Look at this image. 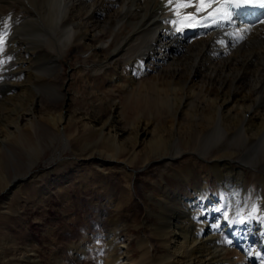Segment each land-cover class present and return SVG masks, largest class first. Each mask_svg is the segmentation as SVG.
<instances>
[{"label":"bare ground","instance_id":"obj_1","mask_svg":"<svg viewBox=\"0 0 264 264\" xmlns=\"http://www.w3.org/2000/svg\"><path fill=\"white\" fill-rule=\"evenodd\" d=\"M209 10L189 22L197 26L183 29L197 31L206 21L204 14ZM188 12L195 9H182L181 17ZM9 17V35L0 51V61H3L0 99L4 100L0 101V150H9L8 143L23 146L20 134L25 130L34 133L35 121L51 127V143L62 140L65 146L88 145L85 133H67V127L81 124L91 128L99 135L101 148L118 152L120 158L125 156L123 153L136 155L146 142L149 147L156 146L172 136L192 134L189 126L199 130L195 154L203 158L217 147L213 160L220 187L206 195L201 193L203 189H194L183 206L162 207L160 224L151 231L153 242L148 238L138 242L137 260L129 258L126 244L118 245L119 237L112 239L118 235L116 232L108 234V262L113 259L118 264H153V261L264 264V216L261 215L264 207L254 211L250 206L256 203L255 199L262 203L264 199L258 194L248 205L242 203L244 172L231 166L230 160L234 153L231 149L240 145L244 151L236 162L240 165L248 157L254 168L264 169V23L250 30L244 41L232 45L228 37L231 30L226 28L190 38L182 36L176 31L181 25L173 23L181 17L167 0H0V20ZM68 43L88 53L89 60L101 67L123 92L153 95L167 105L168 125L153 126L150 132L140 128L120 133L113 113L104 119L95 114L92 119L70 112L71 106L65 104L68 91L62 90L55 78L60 65L58 58ZM104 47L108 51L110 48L108 56L102 50ZM84 76L88 84L89 73ZM177 110L186 116L185 121L180 113L182 119H178ZM28 151L27 164L31 168L39 161L41 152L35 146ZM181 153L179 147H173L172 157ZM172 157L166 162L169 171L188 176L186 167L169 161ZM220 170L227 171V180L237 176L238 188L234 195L230 194L232 185L223 179ZM3 181H6L5 175L0 170V185ZM142 187L138 192L139 201L123 213L118 210L120 201L116 203L118 216L109 218V224L117 219L125 224H140V210L146 208L150 194L155 193ZM231 196L232 208L228 204ZM243 210L246 218L238 234L234 232L232 220L242 219ZM237 211L239 214L233 213ZM222 213L228 216L225 223L220 222ZM154 246L164 248L166 253L152 256ZM116 248L122 250L120 257L116 255Z\"/></svg>","mask_w":264,"mask_h":264},{"label":"rangeland","instance_id":"obj_2","mask_svg":"<svg viewBox=\"0 0 264 264\" xmlns=\"http://www.w3.org/2000/svg\"><path fill=\"white\" fill-rule=\"evenodd\" d=\"M47 49L51 51L50 47ZM102 50L108 56L110 48L109 51L108 47ZM87 55L78 45L68 43L58 58L60 65L55 78L61 89L69 93L65 104L71 106L70 112L92 119L97 115L104 119L113 113L120 133L140 128L150 132L153 126L168 125L170 111L167 105L158 102L153 95L123 92ZM85 73H89L88 84L84 81ZM179 113L177 110L176 116L179 115L180 120V114H184ZM185 118L184 115L183 121ZM189 127L192 134L172 136L157 147H149L146 142L136 155L123 153L125 156L120 158L118 152H106L101 148L99 135L91 128L81 124L67 127V133H85L88 145L81 147L70 143L65 146L62 140L51 143V127L35 121L34 133L25 130L20 134L23 146L8 143L9 150H0V170L6 180L0 185V264H118L113 259L107 260L110 253L108 234L115 232L118 235L112 239L119 237L118 245L126 244L129 258L137 260L140 256L138 242L152 240L151 231L160 224L162 207L166 204L168 207L183 206V201L194 189H203L201 193L206 195L220 187L213 160L217 147L210 149L203 158L195 154L199 130ZM32 146L41 153L39 161L29 168L27 151ZM175 146L182 150L178 157H172ZM231 150L234 152L231 166L244 172L242 203L248 205L258 194L264 199V169L254 168L248 157L239 165L236 160L242 155L243 147L237 145ZM169 157L174 164L186 167L188 176L172 174L166 164ZM220 171L227 180V171ZM236 179L237 176H233L227 180L232 185L231 195L238 188ZM142 186L155 193L150 194L146 208L140 207V224H125L121 219L109 224V218L118 216L116 203L120 201L118 210L123 213L133 202L139 201L138 192ZM196 197L199 198L200 193ZM255 202L250 204L254 211L264 207L261 201L255 199ZM228 204L232 208V196ZM233 213L239 214L238 211ZM261 215L264 216V211ZM245 218L246 210H243L242 219L232 220L235 233L241 231ZM227 219L228 216L222 213L220 222L225 223ZM208 246L213 248V244ZM115 252L118 257L122 254L121 248H116ZM165 253L164 248H152V256ZM153 264L164 263L153 261Z\"/></svg>","mask_w":264,"mask_h":264},{"label":"snow or ice","instance_id":"obj_3","mask_svg":"<svg viewBox=\"0 0 264 264\" xmlns=\"http://www.w3.org/2000/svg\"><path fill=\"white\" fill-rule=\"evenodd\" d=\"M218 3L220 6L208 11V18H212L216 13L223 12L225 6H230L233 8H260L264 9V0H196V3L193 4L192 0H167V4L172 6L175 10V14L178 17H181L182 9L194 8L195 12H188L186 15H183L179 21H174L173 23H179L181 26L176 28L177 32H180L185 27H195L196 23H189L190 21H196L198 14L205 12L206 9L211 8L213 3ZM11 17L8 20H0V51H3L5 46V41L9 35ZM264 23V20L260 21ZM244 32L249 31V29H243ZM239 39H244L243 36H240ZM3 63V61H0ZM243 223V220L240 221Z\"/></svg>","mask_w":264,"mask_h":264}]
</instances>
